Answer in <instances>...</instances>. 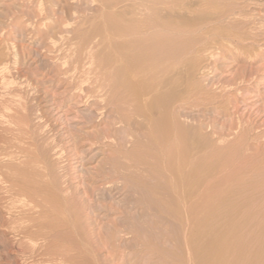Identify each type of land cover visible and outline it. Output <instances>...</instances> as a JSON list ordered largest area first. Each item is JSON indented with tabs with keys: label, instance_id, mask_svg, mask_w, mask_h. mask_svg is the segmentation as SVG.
Segmentation results:
<instances>
[{
	"label": "rangeland",
	"instance_id": "374dc122",
	"mask_svg": "<svg viewBox=\"0 0 264 264\" xmlns=\"http://www.w3.org/2000/svg\"><path fill=\"white\" fill-rule=\"evenodd\" d=\"M216 1L219 7L232 9L238 17V20L234 17L233 23L231 20L230 27L241 34L243 48H220L211 55H201L202 65L192 80L198 83L201 94H210L215 100L206 107H187L180 112L185 122L195 125L209 142L217 137L209 136L214 133L223 136L226 133L227 138H232L230 131L237 127L250 131L249 143L256 147L255 138L264 130V0ZM154 2L167 0H0V63H7L5 74L0 71V150L3 145L9 144L8 149L13 144L15 148L18 146L14 132H3L6 124L2 112L6 109L12 116L24 114L28 127L24 147L33 145L39 151V158L48 167L49 177L57 189L65 188L74 197L71 203L76 212L75 240L60 239L55 245L44 244L42 257L22 253L21 248L27 249V243L23 241L18 250L16 233L9 231L10 224L6 225L9 217L6 208L12 203L16 205V198L0 192V264H192L184 241L186 222L162 206V199L170 196L161 193L155 197L149 193L161 180L154 178L151 171L152 151L149 152L147 132L139 126L142 120L137 118L141 122L138 123L131 110L121 108L115 90L106 86L97 94L93 88L104 77V66L110 58L100 41L103 23L117 21L118 16L125 17V12L130 17L134 7H149ZM98 59L105 60L104 66H100ZM91 60L95 64L89 67ZM80 84H83L81 89ZM126 115L132 117L128 122ZM7 126L11 128L14 124L7 123ZM233 146V153L244 150L238 143ZM15 148L9 152L13 155L10 157L17 159L19 155L14 151L18 148ZM225 152L229 159L231 152ZM2 156L1 170L9 169L13 163L19 168L14 166L18 177L33 170V167L27 168L28 163L21 164L25 168L18 163L25 157L20 159V156L16 162L12 157ZM15 168L3 171L15 174ZM88 196L89 204L94 203L89 209L86 207ZM6 197H11V201ZM223 200H216L222 208L213 214H204L207 221L212 220L208 222L216 228L213 234L218 239L230 235L229 223L236 217L223 208ZM258 213L261 216L264 212H256L259 218ZM243 228L239 232L247 239L249 255L259 253L264 260V237L259 238L264 235V229ZM79 251L84 252V258Z\"/></svg>",
	"mask_w": 264,
	"mask_h": 264
},
{
	"label": "bare ground",
	"instance_id": "6f19581e",
	"mask_svg": "<svg viewBox=\"0 0 264 264\" xmlns=\"http://www.w3.org/2000/svg\"><path fill=\"white\" fill-rule=\"evenodd\" d=\"M132 12V14L130 12L132 16L127 17L125 12L123 15L125 17L118 16L117 21L104 22L102 29L100 28L102 31L100 41L104 49L110 53L105 52L106 56L110 55V64H107L109 59L106 60V66H104L105 60L98 59L100 66L105 68L104 74L101 73L105 78H101L103 75H100L101 79L93 86L94 92L100 94L106 86L110 87L119 94L118 102L121 103V108L131 110L136 120L137 118L142 120L139 126L144 127H142L145 129L144 133L147 132L145 136L150 145L149 152L152 151L150 159L153 157L152 164L149 162L148 166L150 168L151 164L153 170L150 169L154 171V174L152 172L154 178L158 177L159 181L161 180L160 185L157 183L160 187L154 185L149 193L155 197L161 193L164 196H170L162 199V206L166 211L171 209L177 218L180 217L179 219L186 222L187 233L184 241L190 252L192 264H264L263 257L259 253L252 257L249 255L247 239L239 232L243 226L264 229V130L256 136V140L254 139L257 141L256 147H251L249 143L250 131L237 127L230 131L233 132L230 134L232 138H227L226 133L224 134L226 137L221 135L222 133H214L209 136L217 135V137L212 141L211 138L209 142L206 136V138L201 136L200 130L195 125L185 122L184 114L180 112L187 107H206L215 100L210 94H205L206 96L201 94V90H197L200 89L197 87L198 83L195 84L196 82L193 83L192 80L199 66L202 65L200 64L201 55H211L220 48L237 50L243 48L241 34L230 27L234 17L236 18L234 11L226 10L223 6L219 7L216 0H167V2H154L145 8L134 7ZM236 19L238 20V17ZM103 55H101L102 59ZM91 59L94 60L93 56ZM92 60L89 67L95 64ZM100 66L99 68H102ZM6 70L7 63H0V71L5 74ZM87 71L90 72L91 69ZM82 85L80 84V88H77L81 89ZM5 111L1 116L3 123L6 124L3 132H14L12 135L13 137L15 135L18 141V149L13 144L15 150L17 149L14 152H17L18 158L22 156L20 159L25 157L21 160L22 163H18L29 164L28 167L21 165L24 168L33 167V170L29 168L32 170L31 173L24 172V176L21 173L23 177L16 175L19 172L18 170L16 172L18 166L15 163L14 165L11 163L12 166L8 167L14 170L16 165L15 174L12 173L13 171L11 174L6 172L10 170L4 167L3 170L6 171L0 169V190H2L0 192L16 198V205L12 203L9 209L6 208L9 210L6 225L10 224L12 227L9 226L11 228L9 231L16 233L15 238L20 244L18 250L23 241L27 243L28 248L22 246L20 252L39 257L44 244H54L60 239L72 242L73 227L76 226V212L71 203L74 197L65 188L57 189L49 177L48 167L39 158V151L31 144L24 147L23 140L28 135L24 114L12 116ZM128 116L126 115V122L132 118ZM137 122L139 123L140 120ZM7 123H13L14 127L10 128ZM237 143L244 150L233 153L235 151L233 145ZM6 147L3 145L1 150L4 151L0 153L4 158L10 157L9 149L14 150L11 145L9 149ZM7 149L9 153L6 152ZM224 152H229L232 156L229 155V158L227 154L229 159H226ZM12 158L18 161L17 157V159ZM13 159L12 161L9 159V162H13ZM3 162L4 165H8L5 160ZM158 178L156 182H159ZM171 196L175 198V202L170 200ZM89 198L90 196L87 198V209L94 205V203L89 204ZM222 198L224 199L223 208L232 214L235 213L236 217L229 223L231 228L228 229L232 230L230 235L218 239L213 234L216 228L212 223V225L209 224L212 220L208 222L204 214H213L218 208H222L218 207L216 202ZM258 211L263 213L261 216L258 213L259 218L256 216ZM260 236L256 235L255 238L264 237V235ZM79 249L76 251L78 252ZM82 251L79 253L83 256Z\"/></svg>",
	"mask_w": 264,
	"mask_h": 264
}]
</instances>
